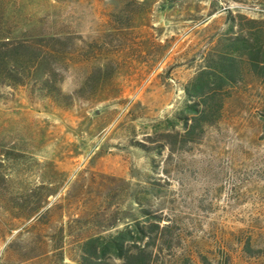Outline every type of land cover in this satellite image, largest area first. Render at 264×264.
Segmentation results:
<instances>
[{"label": "rangeland", "instance_id": "obj_1", "mask_svg": "<svg viewBox=\"0 0 264 264\" xmlns=\"http://www.w3.org/2000/svg\"><path fill=\"white\" fill-rule=\"evenodd\" d=\"M14 1L3 9L22 29L94 46V64L70 65L62 92L111 65L97 96L67 109L1 89L0 264H78L85 238L143 210L170 225L156 264H264V70L244 66L202 132L182 137L176 118L218 42L264 35V0Z\"/></svg>", "mask_w": 264, "mask_h": 264}, {"label": "trees", "instance_id": "obj_2", "mask_svg": "<svg viewBox=\"0 0 264 264\" xmlns=\"http://www.w3.org/2000/svg\"><path fill=\"white\" fill-rule=\"evenodd\" d=\"M11 2L16 3L14 0ZM4 5L5 0H0V91L3 88H23L28 97L45 101L58 109L70 108L76 100L95 98L97 92L92 89L108 82L109 62L92 67L84 81L71 93H64L60 88L63 73L70 65L80 62L94 64V46L89 44L88 50L80 53L70 38L22 29L17 25L21 22L18 14L14 11L6 13ZM263 41L264 35L258 31L236 35L223 43L218 42L203 59L201 67L183 87L187 103L183 115L176 116L183 124L182 137H190L197 130L202 132V125L211 126L219 121L228 92L241 81L244 66L253 72L264 70ZM69 43L72 49H68ZM33 195L32 190L23 193L26 202ZM52 195L53 192L47 193V196ZM41 208L42 205L33 208L27 219ZM142 214V221L134 220L113 233H99L85 238L79 246L80 259L77 263L156 264L161 247L169 242L170 225L163 224L164 220L160 217L150 221L149 211L143 210ZM178 241L174 235V243Z\"/></svg>", "mask_w": 264, "mask_h": 264}]
</instances>
